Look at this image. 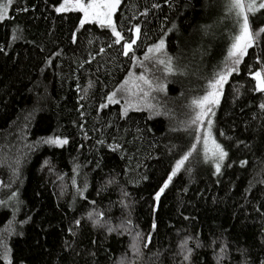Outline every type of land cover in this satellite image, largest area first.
<instances>
[{
  "label": "trees",
  "instance_id": "16d2710c",
  "mask_svg": "<svg viewBox=\"0 0 264 264\" xmlns=\"http://www.w3.org/2000/svg\"><path fill=\"white\" fill-rule=\"evenodd\" d=\"M227 2L120 0L116 43L64 0H0V264H264V33L234 64Z\"/></svg>",
  "mask_w": 264,
  "mask_h": 264
},
{
  "label": "snow or ice",
  "instance_id": "6c2138e0",
  "mask_svg": "<svg viewBox=\"0 0 264 264\" xmlns=\"http://www.w3.org/2000/svg\"><path fill=\"white\" fill-rule=\"evenodd\" d=\"M11 3L12 0H8V4ZM119 3L120 0H64V5L57 8L56 11L60 12L62 10H65V5L68 4L74 5L75 10H79L83 13L81 25L93 18L96 19L99 23H101L102 26L107 24L108 26L112 27L113 35L116 37V43H119L120 40L123 39V37L121 36V33L116 30V27L111 19ZM260 9H264V0H260L259 3H257V0H230L229 12L231 13L234 11L239 22V33L234 37L232 47L229 51V57H236V59L233 61V63L236 65L240 63L241 58L246 53L247 49L253 45V43L260 37L261 33H264V28L253 32L250 26L249 14H254ZM7 12L8 6L4 3H0V20L6 18ZM137 32H139V29H137ZM132 43H135V40H133ZM163 46L164 41L161 40L159 44L154 46V49H149V52H159L163 48ZM124 49L125 55H127L128 52L131 50V44L126 43L124 45ZM170 60L171 58H169L168 61V71H172ZM159 62L162 64L165 63V61L163 60ZM232 71H235V69L231 68L228 69L226 73L218 74V79L210 83V90L203 97L192 101V105L195 108H198L199 111L195 113L194 117L191 120V124H197L198 122L202 123V118L212 110L210 107L205 106L218 103V99L216 98L217 90L218 88L223 86V83L227 80V76L231 74ZM254 78L257 80V91H264V78H262V74L260 72H257L254 74ZM141 79H143V77H141ZM109 99L111 100V97H109ZM262 107H264V105H262ZM211 123V120H209L208 124L211 125ZM197 132H199V128H197ZM208 135V133H205L203 138L205 146H207ZM197 139L199 140L200 137L197 136ZM46 142L53 144H63L67 141L51 139ZM213 144L215 145V147L212 150V156L222 161L227 154L223 151L219 144L215 143V141H213ZM192 147L193 149H195L196 145L194 144ZM190 155L191 153L189 152L177 161L176 166L173 169L172 176H174L176 172L184 165L185 161L189 159ZM216 170L217 172H219L220 170L219 163L216 164ZM172 176H169V180L172 179ZM167 186L168 185L166 182L164 188H166ZM164 188H161V192L164 191ZM157 198H159V193H157Z\"/></svg>",
  "mask_w": 264,
  "mask_h": 264
},
{
  "label": "rangeland",
  "instance_id": "374dc122",
  "mask_svg": "<svg viewBox=\"0 0 264 264\" xmlns=\"http://www.w3.org/2000/svg\"><path fill=\"white\" fill-rule=\"evenodd\" d=\"M224 6L226 7V12H227L228 11V8H229L228 2L227 3H224ZM227 18H228V22H232L233 16L231 14H227ZM93 21L99 23L96 20H93ZM136 38H137V33H135V38L133 40H136ZM206 147H207V153H206V155H209L210 156V159H214L215 157L212 156V150L214 149L215 145L213 144V141H211L210 138H208L207 146H205V143H203V149H204L205 152H206Z\"/></svg>",
  "mask_w": 264,
  "mask_h": 264
},
{
  "label": "water",
  "instance_id": "95a60500",
  "mask_svg": "<svg viewBox=\"0 0 264 264\" xmlns=\"http://www.w3.org/2000/svg\"><path fill=\"white\" fill-rule=\"evenodd\" d=\"M1 184V183H0Z\"/></svg>",
  "mask_w": 264,
  "mask_h": 264
}]
</instances>
